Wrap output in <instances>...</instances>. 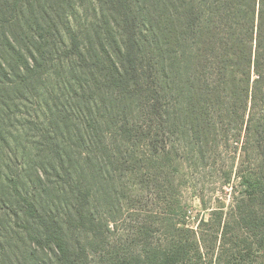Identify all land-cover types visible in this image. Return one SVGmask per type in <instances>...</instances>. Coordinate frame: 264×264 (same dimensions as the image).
I'll return each instance as SVG.
<instances>
[{
  "label": "trees",
  "instance_id": "1",
  "mask_svg": "<svg viewBox=\"0 0 264 264\" xmlns=\"http://www.w3.org/2000/svg\"><path fill=\"white\" fill-rule=\"evenodd\" d=\"M95 1L97 15L108 11L113 24L106 21L101 30L69 24L65 35L56 24L39 25L40 0L13 2L21 3L26 22L32 19V43L2 34L10 57L0 59V88L52 84L57 71L68 73L75 88L72 103L49 95L43 115L32 117L54 154L42 158L45 166H26L22 153L19 164L17 153L0 154L2 206L5 198L14 200L33 250L51 248L57 264H87L99 225L92 201L133 177L143 190L157 188L160 244L112 252L99 239L104 264H211L187 224L175 171L187 152L202 158L218 150L230 159L231 200L226 212L218 207L211 215L244 220L252 209L264 250V0ZM0 142L9 143L1 130ZM70 230L87 231L91 242H71Z\"/></svg>",
  "mask_w": 264,
  "mask_h": 264
},
{
  "label": "rangeland",
  "instance_id": "2",
  "mask_svg": "<svg viewBox=\"0 0 264 264\" xmlns=\"http://www.w3.org/2000/svg\"><path fill=\"white\" fill-rule=\"evenodd\" d=\"M13 2L14 0H0V59L10 57L6 49L7 45L3 46L2 34L9 39L18 38L32 43L31 30L27 28L32 19L26 22L27 17L23 18L20 13L21 3L14 7ZM39 5L44 6L41 9L35 5L39 25L51 29L50 24H56L62 35L66 34L69 24L80 30L85 26L90 28L97 26L101 30V27H105L106 21L111 25L114 21L108 16L111 15L108 11L103 18L97 15V9H93L96 7L95 0H40ZM67 13L70 14L66 20ZM21 33L24 36H20ZM51 33L55 36L57 47H62V38L52 30ZM89 38L96 41L92 34ZM59 54H62L61 49ZM58 58L64 60L62 56ZM53 75L50 79L52 84L44 79L35 86L32 84L23 86L18 83L15 88L7 89L1 86L0 130L9 138V143L0 142V154H3L1 157L6 156V153L15 152L18 155L16 162L19 164L22 157L28 155L25 156L28 159L26 166L35 168L45 166L42 158L47 155L53 158L51 145L44 137L42 138L38 126H35L32 119L36 115H43L46 110L44 103L47 101L46 97L49 100V95L56 98V103H72L70 97L74 94L70 89L72 85L68 83V73L57 71V74ZM70 83H73L72 79ZM15 137L17 139L13 142ZM183 157L184 159L177 163L178 172L175 171V174L187 210V224L196 230V237L201 241L202 259L211 264H259L264 258V250H260L257 242L253 213L249 212L252 209L246 211L244 220L233 219L224 214L220 222L216 216L211 215V212L218 207H222L226 212L230 206V188L225 185L226 169L230 167L229 157L218 150H209L202 158L192 152H187ZM15 168V164H10L8 171H14ZM30 171L26 170L28 173ZM233 178L232 176V182ZM120 182L121 186L115 189L110 197L106 198L100 191L91 203V209L99 225L95 228L97 239L90 244L93 251L89 252L87 264L106 262L102 257L103 248L97 246L99 239H105L107 243L105 249L107 251L113 249L112 252L116 249L133 252L160 244L157 188L143 190L139 185H135L136 180L133 177L123 178ZM57 183L61 184L60 180ZM116 183H119L118 180ZM63 185L64 181H62ZM101 187L98 183L97 189ZM52 197L54 195L48 196L50 201ZM60 200L62 201V198L59 196ZM62 202L64 203V200ZM13 203L14 200L9 198H5L3 202L5 206L0 203L2 207L0 264H57L56 254L51 248L39 246L33 250L35 245L27 229H23L21 227L23 224L18 222ZM248 204L252 205L249 201ZM199 221H208V223L200 227ZM70 231H72L69 235L71 242H75L76 237H81L84 242H91L87 231Z\"/></svg>",
  "mask_w": 264,
  "mask_h": 264
}]
</instances>
